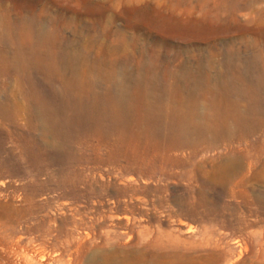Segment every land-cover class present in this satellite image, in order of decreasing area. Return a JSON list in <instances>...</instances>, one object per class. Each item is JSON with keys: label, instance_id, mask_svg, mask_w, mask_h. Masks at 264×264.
<instances>
[{"label": "rangeland", "instance_id": "374dc122", "mask_svg": "<svg viewBox=\"0 0 264 264\" xmlns=\"http://www.w3.org/2000/svg\"><path fill=\"white\" fill-rule=\"evenodd\" d=\"M256 1L0 0V264H264V78L239 123L195 69L264 48Z\"/></svg>", "mask_w": 264, "mask_h": 264}, {"label": "bare ground", "instance_id": "6f19581e", "mask_svg": "<svg viewBox=\"0 0 264 264\" xmlns=\"http://www.w3.org/2000/svg\"><path fill=\"white\" fill-rule=\"evenodd\" d=\"M241 1V0H240ZM248 2L253 1V0H247ZM256 1V0H254ZM239 2V1H238ZM257 2V1H256ZM240 3V2H239ZM255 4V3H254ZM237 5V4H236ZM239 5V4H238ZM238 6H236L235 11H237L239 8H237ZM234 8V7H233ZM157 45V44H156ZM159 46V45H157ZM231 46V45H230ZM217 47V46H216ZM227 49V45L225 46ZM259 47V45H258ZM228 48L229 45H228ZM251 48V47H250ZM177 49V48H176ZM219 49V48H218ZM217 49V51H218ZM232 49V48H231ZM180 50V49H179ZM190 50V49H189ZM177 51V50H176ZM192 51V50H191ZM210 51V50H209ZM228 51V50H227ZM232 51V50H231ZM230 51V52H231ZM185 51H180L179 54L177 55V58L180 56L182 57L184 55ZM222 52V51H221ZM224 52V51H223ZM251 51H248L249 56L246 58V60H242L241 58H239V60H232L229 56V54L226 56L225 55V59L224 61H217V60H210L211 62L207 63L204 61H197L198 65L195 67V69L197 71H199V73H203L204 75H206V80L209 83L208 87H207V91L209 94V97H207L205 100L207 101V105L209 106L210 109H212L213 107H219L222 106V104L225 103H229L230 105H232V109H233V115L236 116V119L238 120L239 123H243L245 121H250V119L254 120L256 117V114L253 115L251 109L252 107L249 105V111L243 112L240 108V100L243 101H247V103L249 102L250 104L256 102L255 100V93H256V81H262V79L264 78V48H261V46L259 47V49L257 48L255 51H253L254 53L251 54ZM192 53V52H191ZM193 54V53H192ZM198 54V53H197ZM200 54V52H199ZM216 54L215 51L212 52V56L214 57ZM219 54V53H218ZM239 54V53H238ZM241 54V53H240ZM251 54V55H250ZM222 55V54H221ZM245 55V54H244ZM185 56V55H184ZM194 56V55H192ZM211 56V55H210ZM242 56V54H241ZM191 57V56H190ZM197 57V56H196ZM194 57V58H196ZM202 57V56H201ZM205 57V56H204ZM235 57V56H234ZM238 57V56H237ZM240 57V56H239ZM183 58V57H182ZM179 59V58H178ZM181 59V58H180ZM199 59V58H198ZM205 59V58H203ZM223 59V58H222ZM182 60V59H181ZM178 61V60H176ZM188 61V60H186ZM174 63V62H173ZM180 64V63H179ZM194 64V63H193ZM167 65V64H166ZM169 74L171 75H175L174 78L177 79V82L181 81L180 79H184V81L186 80L187 82H195L193 88L190 90V92L192 91V93L195 92L194 89L197 88V84H198V79L196 75L197 73H193L194 72V68L190 65V64H184L182 66V69H174L173 65H171V62L169 63ZM168 66V65H167ZM220 66L223 68L221 69ZM141 67V66H140ZM159 68V67H158ZM162 68V67H161ZM181 68V67H180ZM149 70H151L150 68H148ZM156 69V68H155ZM217 70V77H219V82L216 85H212L211 84V79L212 76L209 73V70ZM57 70V69H56ZM159 70V69H158ZM181 73H180V72ZM130 72V71H129ZM138 72V71H137ZM144 72V71H142ZM141 72V73H142ZM147 72V71H146ZM149 72V71H148ZM155 72V71H154ZM158 72V71H157ZM182 72L184 74H182ZM143 74V73H142ZM146 74V73H145ZM153 74V73H152ZM151 74V75H152ZM166 75V74H165ZM216 75V74H215ZM135 76V75H134ZM153 76V75H152ZM151 76V77H152ZM84 77V76H83ZM126 77V76H125ZM131 77V76H130ZM135 78V77H133ZM132 78V79H133ZM148 78V77H147ZM214 78V77H213ZM227 78V79H226ZM160 79V78H159ZM131 80V79H130ZM139 80V79H138ZM137 80V81H138ZM136 81V80H135ZM158 81V80H157ZM161 81V80H160ZM213 81V79H212ZM75 82V81H74ZM134 82V80L132 81ZM150 82V81H149ZM155 83V82H154ZM173 83V82H172ZM156 84V83H155ZM261 85V84H259ZM263 85V84H262ZM71 86V85H70ZM129 86V85H128ZM162 86V85H161ZM118 87H123L125 88L126 85L124 83H119ZM144 85L143 82L140 81L138 82V89L142 90V93H146L143 92ZM170 87V86H169ZM175 87V86H174ZM200 87V86H199ZM183 86L180 84L178 85L177 89L172 90L173 92H175L177 94V101L179 102V104L181 106H185L187 104H192V106H194L191 110L192 112L189 113V115L187 117H184L183 119H181V122L183 125H185L184 127H186V125L192 123L195 124V122H197V120L200 118L203 121H200L199 124H205L206 120H209V117L211 118V120L216 121L217 123L214 122L215 125L218 126L219 123H221V127H227V118L231 115L232 110H228L227 112H225L227 114L224 115L223 114V110H219V112L216 113H209L206 112L204 114H202L199 109L200 107V100L198 99H194L192 97H188L186 98L183 94L182 91ZM236 88L237 90V94L236 96L238 97L236 100H230L227 101L224 98V91H229L228 94H230L231 90ZM260 89V88H259ZM263 89V87H262ZM110 91V90H109ZM185 92V91H184ZM137 93V92H135ZM199 93V91H198ZM175 94V95H176ZM205 94V93H204ZM124 95V94H123ZM191 95V94H190ZM129 96V95H128ZM120 97V96H119ZM132 97V95L130 96ZM171 97V96H170ZM264 97V96H263ZM144 98V97H143ZM200 98V95H199ZM141 99V98H140ZM149 99V97L147 98V100ZM155 99V98H154ZM240 99V100H239ZM119 100V99H118ZM153 100V99H152ZM164 101V99H162ZM145 101V100H144ZM264 101V99H263ZM74 102V101H73ZM137 102V101H136ZM190 102V103H189ZM174 103V102H173ZM96 104V103H95ZM117 104V103H115ZM139 104V103H138ZM190 104V105H191ZM194 104V105H193ZM140 105V104H139ZM219 105V106H218ZM126 106V105H125ZM160 106V105H159ZM171 107V105H170ZM178 108V107H177ZM221 109V108H220ZM187 110V109H186ZM255 110V109H254ZM188 111V110H187ZM222 111V113H221ZM259 111V110H258ZM173 112V111H172ZM73 116H74V109L72 110ZM260 113V112H259ZM257 113V117L258 114ZM127 114V113H126ZM253 115V116H251ZM59 119V118H58ZM175 120V119H174ZM219 121V122H218ZM213 124V125H214ZM185 128V130L188 128ZM212 125V126H213ZM260 126V125H259ZM183 133V132H182ZM226 163V162H225ZM235 165V164H233ZM229 166V165H228ZM231 167V166H230ZM234 167V166H232ZM229 169V167H228ZM239 170V169H236ZM243 170V169H242ZM238 172V171H237ZM241 172V171H240ZM239 172V173H240Z\"/></svg>", "mask_w": 264, "mask_h": 264}]
</instances>
